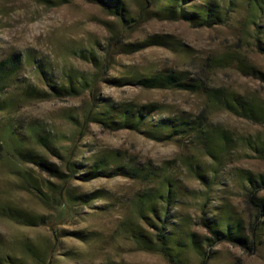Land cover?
<instances>
[{
	"label": "rangeland",
	"instance_id": "rangeland-1",
	"mask_svg": "<svg viewBox=\"0 0 264 264\" xmlns=\"http://www.w3.org/2000/svg\"><path fill=\"white\" fill-rule=\"evenodd\" d=\"M122 1L127 15L136 19L134 25L132 20L120 25L100 4L86 0H0V62L8 57L17 62L16 72L0 85V206L50 218L63 212L61 206H43L25 190L16 171L29 172L43 190L48 181L59 182L21 160L19 153L34 152L61 168V159L71 151L75 159L86 163L103 154H119L122 162L151 161L167 168L179 201L170 215L176 217L175 222L185 220L196 240L210 237L201 224L202 216L223 226L229 223L231 230L238 224L244 235L253 210L245 204L250 187L242 178L264 174V164L242 142L262 138L264 127L209 105L201 93L143 89L135 78L169 69L184 70L191 77L208 76L210 85L264 105V81L245 75L236 64L246 61L264 74V55L255 48L256 30L250 24L254 17L264 30V11L253 16L241 1L226 24L193 27L182 20L138 18L143 1ZM115 38L125 45H141L150 38L173 43L172 48L154 45L122 54L107 49ZM218 57L231 58V62L213 67V59ZM83 82L91 83L95 97L118 105L158 104L160 110L149 116L152 121L168 115L193 118L204 111L210 125L227 130L236 144L213 174L214 163L200 151L195 138L155 141L142 132L89 123L85 115L91 106V87L73 96L55 94L50 88L80 86ZM29 89L37 91L27 96ZM38 135L53 148L40 147ZM187 162L199 167L206 184ZM79 177L70 181V189L89 194V202L69 205L67 217L52 227L23 226L0 216V258L11 264H36L35 256L44 259V264H170L159 253L141 250L128 230L134 219L131 202L145 189L144 184L124 177L88 182ZM258 196L264 199V190ZM262 221L264 224V217ZM141 227L142 233H150L147 226ZM258 239L255 247L249 241L243 245L202 243L200 252L207 264H264V233ZM200 260L191 246L182 253V264H200Z\"/></svg>",
	"mask_w": 264,
	"mask_h": 264
},
{
	"label": "trees",
	"instance_id": "trees-1",
	"mask_svg": "<svg viewBox=\"0 0 264 264\" xmlns=\"http://www.w3.org/2000/svg\"><path fill=\"white\" fill-rule=\"evenodd\" d=\"M100 4L107 12L113 15L120 25H133L136 19H131L127 15V9L122 0H86ZM142 6L138 18L182 20L188 22L193 27H213L226 24L229 15L238 8L239 3H244L249 7L253 16L264 11V0H142ZM135 20V21H134ZM134 21V22H133ZM250 24L256 30L254 45L256 50L264 55V30L260 23L251 17ZM171 41L160 39L155 41L150 38L141 45L119 44L116 38L112 40L107 49H117L119 53L126 54L137 52L150 46H170ZM231 62V58L218 57L213 59V67H222ZM237 68L245 75L264 81V74L246 61H236ZM248 64V65H247ZM98 69V65L95 67ZM17 70V62L12 57H8L0 62V85L11 78ZM43 71V70H42ZM208 76L198 74L191 77L184 70L169 69L157 71L150 75L138 76L135 78L138 86L143 89H173L187 91L191 93H201L205 96L211 106H216L230 113L250 121L251 123L264 127V105L249 97L248 100L241 99L234 93H229L223 88L214 87L208 83ZM91 87V106L86 112V119L89 123H96L101 126L114 129H129L142 132L149 139L170 140L177 137L191 136L197 141L200 151L212 159L215 168L212 173L216 174L222 161L226 159L235 145L234 138L230 133L222 128L210 125L204 111L190 118L189 116L168 115L160 117L156 121L149 118L150 114L160 110L158 104L134 105L131 103L118 105L106 99H99L93 95L91 83L83 82L80 86L69 85L68 87H50L58 95H74L79 91L84 92ZM36 90L29 89L27 96H33ZM42 94H47L45 91ZM36 141L40 147L52 149L47 144V139L36 136ZM237 142V141H236ZM242 142V141H240ZM242 143L250 146L258 158L264 164V136L252 140H244ZM72 152V151H71ZM65 153L63 167L49 164L41 155L34 152L20 154L21 160H25L37 166L54 177L59 183L48 181L42 184L36 177L23 170L16 171L21 183L26 191L30 192L45 207L61 206L63 212L59 217L50 218L45 214L25 213L10 206H0V216L23 226H50L54 222H59L67 217V208L75 203L87 204L90 200L89 194H77L70 189V181L80 176L79 180L88 182L99 178L124 177L133 181H138L145 185V189L135 195L131 202L134 219L128 226L130 236L136 245L144 251L161 254L170 264H182V253L186 247L191 248L200 256V264H207L206 258L201 253L202 243L208 246L221 241L246 244L249 241L252 247L257 246L260 239L258 237L264 233V199L258 196V192L264 190V174L255 176L248 175L242 179L249 185L250 189L245 194V204L253 210L248 230L244 235L240 234V227L237 224L234 230L229 223L220 224L215 219L201 217L200 221L208 230L210 237L203 240H196L195 234L190 233L186 228V221L170 215L171 209L179 203L176 194V187L171 178L167 175V168L155 166L151 161L144 163L122 162L119 154L100 155L91 159L89 163L75 159L73 153ZM168 164V163H166ZM197 178L205 183L199 167L194 168L190 162L185 163ZM165 165L164 167H167ZM53 197V198H52ZM98 197L92 198L96 199ZM54 200V202H52ZM65 208V209H64ZM132 224L134 227L132 228ZM141 225L147 226L148 234L141 232L144 230ZM55 241L58 242V235ZM204 241V242H203ZM32 253V251H31ZM35 256V255H34ZM36 264H44V259L35 256ZM49 262V260H48ZM0 264H11L8 259L0 258Z\"/></svg>",
	"mask_w": 264,
	"mask_h": 264
}]
</instances>
